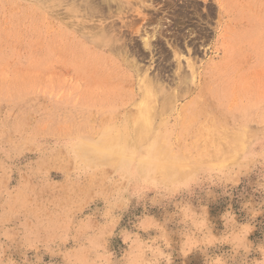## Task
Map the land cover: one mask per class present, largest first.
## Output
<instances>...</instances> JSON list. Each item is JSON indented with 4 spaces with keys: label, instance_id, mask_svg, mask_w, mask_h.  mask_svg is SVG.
<instances>
[{
    "label": "rangeland",
    "instance_id": "rangeland-1",
    "mask_svg": "<svg viewBox=\"0 0 264 264\" xmlns=\"http://www.w3.org/2000/svg\"><path fill=\"white\" fill-rule=\"evenodd\" d=\"M241 7L0 0V264H264V0ZM147 110L168 126L117 127Z\"/></svg>",
    "mask_w": 264,
    "mask_h": 264
},
{
    "label": "bare ground",
    "instance_id": "bare-ground-1",
    "mask_svg": "<svg viewBox=\"0 0 264 264\" xmlns=\"http://www.w3.org/2000/svg\"><path fill=\"white\" fill-rule=\"evenodd\" d=\"M108 1H112V0H108ZM221 3H222V7H224L225 8V11H232V12H234L235 13V15L233 16V20H234V22H235V24H239V23H241L240 21H241V14L240 13H242V16H243V18L244 17H246V19H250V24L249 25H252V22H253V25L255 24V19L253 18V16H251L250 17V15L249 14H247L248 13V10H246L244 7H241V10L243 9V12H241V10H240V8H239V5L241 4V0H219ZM40 4H41V2H40ZM43 4V3H42ZM45 4V3H44ZM110 4H111V2H110ZM253 4H254V2H251L250 3V5H249V8H252L253 7ZM246 6H248V4L246 3L245 4ZM147 5H145L144 4V6L143 7H146ZM146 9V8H145ZM137 11H139V12H142V10L141 9H137ZM254 11V10H253ZM253 13V12H252ZM144 19H145V21H146V23L147 24H150V23H152L153 21H155L154 19H155V17H153L152 15H149L148 16V14H144V17H143ZM239 26V25H238ZM157 28V27H156ZM231 29H232V24H229V26H227L226 27V32H230L231 31ZM146 31V30H145ZM149 32L148 31H146L145 32V40H144V43H145V46H150V44H151V38H153L154 37V35H156L155 33L152 35H150V34H148ZM101 43L102 45H109L108 44V42H106L104 39H98V43ZM261 45V44H260ZM255 52H257V51H255ZM263 54V53H262ZM260 56V55H259ZM263 57V56H262ZM264 58V57H263ZM263 60V59H262ZM226 64V63H225ZM217 68H215V70H216ZM194 74H193V79H194ZM150 82V81H149ZM146 92H150V89H146ZM252 100V99H251ZM191 105V104H190ZM149 109V108H148ZM189 110V109H188ZM194 110V109H193ZM150 112V110H147V111H145V112H137V114L135 115V116H129V115H126V117L124 118V121L120 124V126H119V124H116L117 125V127H120V128H160V126H164V127H167L168 125L166 124V123H163V122H161L160 123V126L158 125V124H156L155 122L153 123V121H152V123L150 122V119L149 118H147L148 117V115L150 114L149 113ZM188 112H186L185 114H187ZM264 113V112H263ZM180 114H182V115H180L181 117V119H182V117L184 118V114H183V110L180 112ZM187 117V116H186ZM158 119V118H157ZM179 119V118H178ZM184 121H186V119H183V120H180L178 123H177V125H176V127L174 126V128H177V127H181V126H183V127H185L186 126V123L184 122ZM211 122H213L214 123V121H211ZM192 124V123H191ZM205 125H207V126H209V127H213V128H215V127H219V126H225V125H223V124H218V123H214V125H209V124H206V123H204ZM204 124H202V126L204 125ZM178 125H181V126H178ZM236 125V126H235ZM234 126L235 127H237V124H235ZM188 126V125H187ZM187 126H186V128H187ZM189 127H191V126H189ZM199 128H202V127H199ZM145 134H146V132L143 134L144 136H145ZM143 136V137H144ZM142 137V136H141ZM140 139H143V138H140ZM151 157H155L154 155H151ZM148 161H151L152 162V164H153V161H152V159H147ZM148 163V162H147ZM144 166H149V165H144Z\"/></svg>",
    "mask_w": 264,
    "mask_h": 264
}]
</instances>
